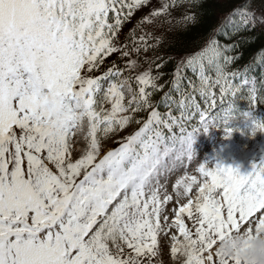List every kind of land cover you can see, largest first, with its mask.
Returning <instances> with one entry per match:
<instances>
[{
  "label": "snow or ice",
  "instance_id": "obj_1",
  "mask_svg": "<svg viewBox=\"0 0 264 264\" xmlns=\"http://www.w3.org/2000/svg\"><path fill=\"white\" fill-rule=\"evenodd\" d=\"M198 3L0 0V264H162L161 233L173 260L188 242L182 264H240L217 243L264 234V159L246 173L203 160L172 193L161 182L195 159L200 130L230 136L241 117L253 120V135L264 130L251 111L264 103V72L253 74L264 58L233 69L240 42L218 38L264 26L251 0H239L198 51L149 55L164 39L150 27L161 17L195 25ZM110 139L118 147L105 151Z\"/></svg>",
  "mask_w": 264,
  "mask_h": 264
},
{
  "label": "trees",
  "instance_id": "obj_2",
  "mask_svg": "<svg viewBox=\"0 0 264 264\" xmlns=\"http://www.w3.org/2000/svg\"><path fill=\"white\" fill-rule=\"evenodd\" d=\"M238 3L239 0H199L198 5L191 9V11L199 16V23L195 25L177 24L175 19H173L172 24H167L164 22L165 18L161 17L157 22L161 26L156 27L153 25L149 30L156 36H163L164 39L156 52L149 53V55H162L165 57L171 55L178 59L186 53L198 51L205 43L208 34L221 25L224 17L234 9ZM251 3L257 15L264 12V0H251ZM147 11L148 8L144 10V13ZM181 11V9H174L172 17L178 18ZM218 38L225 43L234 41L240 42L239 49L242 51V57L232 66L233 69L238 67L242 68L244 65L251 63L254 59L260 60L264 58V26H258L253 31H241L232 37V41L225 40L223 36H219ZM110 59H115V56ZM175 65L176 59L168 61L162 69L165 75L160 80V83H165L172 78L171 73L174 72ZM262 72H264V65L257 64L256 70L253 73L257 77V80L260 79ZM189 75H191V73H189ZM169 86L170 85H166L164 90L167 91ZM162 95L163 92L157 93L153 99L159 101ZM238 104L242 111H249V102L246 99L239 100ZM160 110H165L162 105L160 106ZM251 111L253 117L264 121V103H257L252 107ZM138 118H146V113L140 114ZM138 127L139 125H136V129ZM262 132L264 134V130H262Z\"/></svg>",
  "mask_w": 264,
  "mask_h": 264
},
{
  "label": "rangeland",
  "instance_id": "obj_3",
  "mask_svg": "<svg viewBox=\"0 0 264 264\" xmlns=\"http://www.w3.org/2000/svg\"><path fill=\"white\" fill-rule=\"evenodd\" d=\"M153 3H157V0H153ZM145 9L135 14L133 20L125 26L123 32L135 24L136 20L143 15ZM231 127L236 130L230 136L226 134L223 127L215 126L210 127L206 131L200 130L196 134L192 146L195 159L191 164H187L185 161L184 165L178 166L161 180L162 183L166 184L169 193L174 192L173 185L175 181L184 176L186 172L198 175L196 168L203 160L213 159L222 161L226 165H239L241 171L246 173L251 170L254 162L258 163L261 159H264V134L262 131H257L255 135L252 134V128L254 127L252 119L246 120L241 117L237 121H234ZM135 130L136 125L133 124L125 131L116 134L112 139L121 140L124 136ZM112 139L105 142V151L118 147V144L113 143ZM158 242L163 252L165 264H174L170 252L172 243L170 236H165L161 233L158 237Z\"/></svg>",
  "mask_w": 264,
  "mask_h": 264
},
{
  "label": "clouds",
  "instance_id": "obj_4",
  "mask_svg": "<svg viewBox=\"0 0 264 264\" xmlns=\"http://www.w3.org/2000/svg\"><path fill=\"white\" fill-rule=\"evenodd\" d=\"M181 255L176 257L174 264H182L186 250L189 248L187 241L180 245ZM227 257H238L240 264H264V234L252 236L246 230L234 233L223 241H219L216 249ZM165 264V261L162 262Z\"/></svg>",
  "mask_w": 264,
  "mask_h": 264
}]
</instances>
